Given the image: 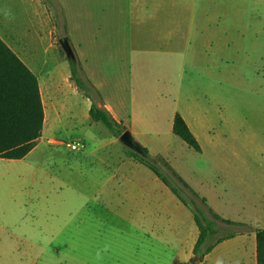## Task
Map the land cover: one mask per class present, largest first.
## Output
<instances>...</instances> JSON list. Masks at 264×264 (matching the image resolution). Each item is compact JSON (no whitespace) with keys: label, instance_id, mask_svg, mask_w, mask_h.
<instances>
[{"label":"rangeland","instance_id":"rangeland-1","mask_svg":"<svg viewBox=\"0 0 264 264\" xmlns=\"http://www.w3.org/2000/svg\"><path fill=\"white\" fill-rule=\"evenodd\" d=\"M0 22L20 33L12 49L58 83L54 100L43 90L36 146L0 159V264H255V232L264 228V0H0ZM62 38L80 76L101 81L111 102L123 99V123L147 132L137 144L216 222L213 239H244L193 260V211L161 181H142L156 180L150 169L126 167L139 164L126 156L135 150L91 121V100L66 82ZM175 112L202 156L172 133ZM76 142L83 147L66 146ZM105 164H125L119 172L136 182L104 186Z\"/></svg>","mask_w":264,"mask_h":264},{"label":"trees","instance_id":"trees-1","mask_svg":"<svg viewBox=\"0 0 264 264\" xmlns=\"http://www.w3.org/2000/svg\"><path fill=\"white\" fill-rule=\"evenodd\" d=\"M68 61L71 80L92 102L88 110L90 119L102 123L113 134L120 136L125 129L114 120L107 109L97 104L98 91L89 80H84L80 76L74 58H69ZM43 124L44 107L37 78L0 38V159L24 158L36 146L42 135ZM172 131L189 147L196 152L200 151L197 139L179 113L174 116ZM141 149L142 153L129 151L127 155L149 168L184 205L193 211L194 223L199 233L192 249V258L202 262L205 255L218 243L233 238L235 234L228 233L213 239L219 233L216 222L205 217L193 200L183 196L182 190L175 186L174 180H171L152 160L148 150L142 147ZM176 179L182 182L180 177ZM193 195L197 196L196 193ZM202 200L206 202L204 198ZM255 243L256 264H264V228L256 230Z\"/></svg>","mask_w":264,"mask_h":264},{"label":"crops","instance_id":"crops-1","mask_svg":"<svg viewBox=\"0 0 264 264\" xmlns=\"http://www.w3.org/2000/svg\"><path fill=\"white\" fill-rule=\"evenodd\" d=\"M15 25L16 27V24L13 23V26ZM4 22L1 23L0 22V38L12 49V47L10 46V43L12 41H17L16 37L20 34L19 31L17 29H5L4 27ZM12 51L19 57V59L29 68V70L34 73V75L36 76L37 78V81H38V86H39V90H40V94H41V99H42V103H43V107H44V122H45V119H46V111H45V101H44V95H43V90L45 91V94L46 96H49L50 99H55L56 98V88H57V82H56V78H55V74H54V71H49L47 73H43L42 75H39V73L36 72V69L35 67L31 66V64L29 62H27L25 60V56L24 55H19L17 52H15L13 49ZM92 84L93 86L99 91V93L101 94L102 96V106L99 105L100 107H104L105 109H107V111H109V113L112 115V117L114 118V120L120 124L121 127H125V131H129L130 134L133 136V138L135 136H138L140 134H144L146 135L147 132H144V133H138L136 131H132L129 129V126H127V123L126 125L123 123V122H128L129 121V116L127 115V110H125V102L123 101V99H118V101H116V103L114 102H111V100L107 97H105V94L104 92L102 91V82L101 81H95L94 79H92L91 77H86ZM65 79H66V82H68L69 84L72 82L71 80V76H70V71H66L65 73ZM64 82V81H63ZM71 85V84H70ZM76 87V86H75ZM73 89V88H72ZM77 89V87H76ZM78 90V89H77ZM79 91V90H78ZM50 102V100H49ZM52 106H55V104H52ZM86 106V110H87V113H88V110L90 108V101L85 105ZM55 110V109H54ZM176 113H179V112H175L174 115H173V119H174V116ZM182 117V113H179ZM55 116V112L53 114ZM89 117V116H88ZM90 118V117H89ZM183 119L185 120V118L183 117ZM92 121V120H91ZM93 122V121H92ZM186 122V120H185ZM186 124L188 125V123L186 122ZM189 127V125H188ZM43 128H44V124H43ZM172 128H173V121H172ZM190 129V127H189ZM190 131L193 133L194 135V132L190 129ZM42 133H44L43 129H42ZM173 133V131H172ZM174 134V133H173ZM196 134V133H195ZM197 135V134H196ZM195 136V135H194ZM195 138L199 139L198 136H195ZM135 139V138H134ZM199 145H200V151L199 152H196L199 156H202L203 153H204V150L200 144V142L198 141ZM142 148H144L141 144H139ZM147 148V147H146ZM148 150V148H147ZM96 151H99V150H95ZM111 151H108V156L111 158ZM150 151L148 150V153ZM152 153V152H151ZM150 154V153H149ZM127 157H130L129 155H126ZM105 162H107V160H104ZM127 163H130V166H126V167H130L132 170H134V168H137V171L138 169L141 167V166H144L143 164H141L140 162H137L139 164H135L131 161H128L126 162ZM106 165V171L108 172L107 173V177H106V183L104 186H110V187H113V186H116L118 184H121V182H125L126 180H128L129 176L127 175V173H120L119 172V169L118 168H123L125 166V164L122 166V167H118V166H111V165H108V164H105ZM125 167V168H126ZM146 167V166H144ZM147 168V167H146ZM149 169V168H148ZM136 171V172H137ZM151 171V170H150ZM152 172V171H151ZM153 173V172H152ZM154 174V173H153ZM155 175V174H154ZM156 177V176H155ZM134 180H136L135 178H133ZM132 180H128L126 181L127 183L129 182L130 185H132L133 183H135L136 181H133ZM141 179H143L142 181H151L152 183L157 180L161 181L160 179H158L156 177V180L155 178L153 180H149V179H144V177H142ZM162 182V181H161ZM163 183V182H162ZM164 184V183H163ZM165 185V184H164ZM166 186V185H165ZM109 187V189H110ZM167 187V186H166ZM168 188V187H167ZM169 189V188H168ZM170 190V189H169ZM109 192H112L111 190ZM172 193V192H171ZM173 194V193H172ZM174 195V194H173ZM176 196V195H175ZM177 197V196H176ZM178 199V198H177ZM179 200V199H178ZM180 201V200H179ZM181 202V201H180ZM182 203V202H181ZM237 209V208H236ZM245 236L243 235H235L233 238H230V239H225L223 240L222 242L218 243L210 253H208L207 255H205L204 259H203V263L207 262L208 259L212 256V254L218 249V247H220L222 244H224L225 242L227 241H231V240H234V239H238V238H242L244 239ZM196 242V241H195ZM195 244V243H194ZM194 246V245H193ZM255 257H256V247H255ZM255 264H256V260H255Z\"/></svg>","mask_w":264,"mask_h":264},{"label":"water","instance_id":"water-1","mask_svg":"<svg viewBox=\"0 0 264 264\" xmlns=\"http://www.w3.org/2000/svg\"><path fill=\"white\" fill-rule=\"evenodd\" d=\"M60 44L63 48V50L66 53L67 58H74V54L69 46V43L67 41V38H62L60 40ZM120 142H122L125 146L135 150L136 152L140 153L142 151L141 146L137 144L133 136L130 134L129 131H124L120 136H119Z\"/></svg>","mask_w":264,"mask_h":264},{"label":"built area","instance_id":"built-area-1","mask_svg":"<svg viewBox=\"0 0 264 264\" xmlns=\"http://www.w3.org/2000/svg\"><path fill=\"white\" fill-rule=\"evenodd\" d=\"M66 146L70 149V150H78L80 148L83 147V144L80 145L79 142L76 143H66Z\"/></svg>","mask_w":264,"mask_h":264},{"label":"clouds","instance_id":"clouds-1","mask_svg":"<svg viewBox=\"0 0 264 264\" xmlns=\"http://www.w3.org/2000/svg\"><path fill=\"white\" fill-rule=\"evenodd\" d=\"M6 15H8V14H6Z\"/></svg>","mask_w":264,"mask_h":264}]
</instances>
